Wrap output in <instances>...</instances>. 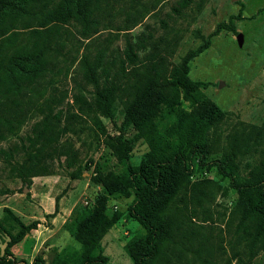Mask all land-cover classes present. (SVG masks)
<instances>
[{"label":"rangeland","instance_id":"374dc122","mask_svg":"<svg viewBox=\"0 0 264 264\" xmlns=\"http://www.w3.org/2000/svg\"><path fill=\"white\" fill-rule=\"evenodd\" d=\"M58 1L44 0L33 6L32 12L41 11L42 15L9 20L7 29L21 34L44 29L45 15ZM177 1L93 2L90 20L95 23H89L85 33L79 23L63 25L58 39L61 51L48 58L54 68L20 93H10L1 99L4 107L1 114L8 121L0 123L3 131L0 150L9 152L12 147L28 146L32 125L50 119L58 111H63L62 126L68 111H78V105L71 107L73 98L90 97L94 92L85 79L87 65L107 66L128 42H134L141 33L153 31L152 45L139 54L140 76L131 84L142 87L145 70H150L152 62L170 70L187 53L209 42V47L190 61L188 72L190 80L205 85L201 91L223 113L222 120L208 133L207 160H223L238 148L239 155L234 161L245 175L247 163L254 166L264 157V0H193L180 15H173L171 8ZM220 24L227 28L215 34ZM238 34L243 37L242 46L237 43ZM124 88L126 91L117 97L113 118L98 116L100 124L96 125L93 117L83 115L82 125L73 128L75 132L42 149L31 161L27 157L34 154V148L13 152V158L0 153L1 253L11 237L25 231L23 227L36 221L50 205L54 214L49 218L43 214V225L49 227L54 223L57 230L53 238L58 237L59 231L60 240L57 248L49 246L37 256H47L45 262L50 264L63 253L78 252L80 245L65 226L79 210L93 207L105 196L108 213L121 216L101 241L103 254L108 257V264H132L125 245L135 236L145 234L139 223L128 216L133 196L107 195L93 180L99 172L105 175L123 170L105 140L120 134L124 106L133 93V89ZM133 134L132 129L125 130L124 138L131 139ZM147 152L146 143L142 139L136 141L130 153L131 163L138 165ZM24 162L35 171L47 169L46 174L20 178V171L26 173V169L20 170ZM78 173L80 179L73 178ZM236 200L229 180L215 168L203 171L195 167L189 183L167 210L168 217L175 220L179 243L172 264H264V251L249 258L242 238L236 233ZM33 231H25L27 242L13 246L18 249L30 246Z\"/></svg>","mask_w":264,"mask_h":264},{"label":"trees","instance_id":"16d2710c","mask_svg":"<svg viewBox=\"0 0 264 264\" xmlns=\"http://www.w3.org/2000/svg\"><path fill=\"white\" fill-rule=\"evenodd\" d=\"M43 1L0 0V123L8 121L1 114L4 108L1 99L10 93H20L54 68L48 58L61 51L62 45L58 39L63 25L79 23L85 33L88 24L95 23L90 20L93 2L97 4L109 0H59L45 15L44 29L23 34L7 29L9 20L26 15H42L41 11L33 13L32 7ZM192 2L177 1L171 8L173 15H180ZM226 28L220 24L215 34ZM152 32L141 33L134 42H128L121 54L109 61L107 66L93 68L87 65L85 79L94 87V92L90 97L76 95L73 98L71 107L78 105V111H68L62 126L63 111H58L50 119L32 125V136H27L28 146L22 144L12 147L9 152L0 150V153L13 158V152L34 148V154L27 153V160L31 161L42 149L75 132L73 128L76 124L80 126L81 121L83 123V115L93 117L96 125L100 124L96 118L98 116L113 118L117 97L121 91H126L124 87L127 86L133 89V93L124 106L120 134L108 136L105 140L123 170L117 174L109 172L103 175L99 172L93 180L103 187L107 195L133 196L128 216L139 223L145 234L135 236L125 245L132 264H172L171 258L173 260L178 254L175 255V246L179 243L175 235V220L168 217L167 210L189 183L195 167L203 171L215 168L229 180L230 188L237 195L236 233L243 240L247 256L252 258L259 251H264V157L254 166L247 163L245 175L239 172V164L234 161L239 155L238 148L223 160H207L210 151L208 133L222 120L223 113L201 91L205 85L190 80L188 72L190 61L203 53L209 47V42L187 53L170 70L163 64L152 62L150 70H145L142 87L138 83L131 84L140 76L139 54L152 45ZM129 129L134 131L132 138H124V131ZM2 136L0 129V138ZM139 139L146 143L148 152L138 165H134L130 153ZM25 169L26 173H19L22 179L27 174L31 179L47 171L43 167L35 171L24 162L20 170ZM80 177L81 173L73 175L75 179ZM106 201L107 198L103 196L93 207L82 208L66 224V230L80 245V250L63 253L50 264H108L101 241L121 214L110 215ZM5 211L21 224L9 209ZM39 224V221H34L23 229L35 230ZM25 231L11 237L3 253L0 250V264H28L24 259L14 257L10 251L13 245L23 240ZM30 264L49 263L35 256Z\"/></svg>","mask_w":264,"mask_h":264},{"label":"crops","instance_id":"0c3cea01","mask_svg":"<svg viewBox=\"0 0 264 264\" xmlns=\"http://www.w3.org/2000/svg\"><path fill=\"white\" fill-rule=\"evenodd\" d=\"M51 208V205H50ZM46 209L44 212L42 211L41 215L36 217V221H39L40 224L38 225L37 229H35L32 233L31 236V244L28 247H22L20 249L16 248L15 246L22 243V242H27V236L23 241L19 242L15 246L11 248V252L16 257L17 259H24L27 261L28 264H30L33 260V258L37 255H40L41 250H45L49 246H53V248L58 247L59 243V236L61 233L59 231L56 232L58 235L57 238H53V233L57 230L56 226L53 225L54 223H51V226L45 227L43 225V214H52L51 209ZM60 216V214H57ZM55 218V217H54ZM52 218V219H54ZM63 236V235H62ZM61 236V237H62ZM47 256H43V259L46 260Z\"/></svg>","mask_w":264,"mask_h":264},{"label":"water","instance_id":"95a60500","mask_svg":"<svg viewBox=\"0 0 264 264\" xmlns=\"http://www.w3.org/2000/svg\"><path fill=\"white\" fill-rule=\"evenodd\" d=\"M237 43H238L239 46H242V43H243V37H242L241 34H238V35H237ZM27 191H28V189L25 188V189H24V192H27Z\"/></svg>","mask_w":264,"mask_h":264}]
</instances>
